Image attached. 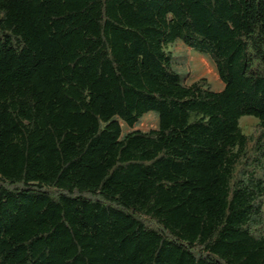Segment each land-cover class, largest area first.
I'll list each match as a JSON object with an SVG mask.
<instances>
[{
	"label": "trees",
	"instance_id": "16d2710c",
	"mask_svg": "<svg viewBox=\"0 0 264 264\" xmlns=\"http://www.w3.org/2000/svg\"><path fill=\"white\" fill-rule=\"evenodd\" d=\"M0 264H264V0H0Z\"/></svg>",
	"mask_w": 264,
	"mask_h": 264
},
{
	"label": "rangeland",
	"instance_id": "374dc122",
	"mask_svg": "<svg viewBox=\"0 0 264 264\" xmlns=\"http://www.w3.org/2000/svg\"><path fill=\"white\" fill-rule=\"evenodd\" d=\"M177 41H179L181 43V45L190 49L194 56H200V57L204 58L207 62L209 69H210V70H208V73H206V74H199L198 76H196L192 80H187V76L190 75V73H191L190 68H189V66L185 65L181 60L182 58L180 56H182V52H180V46H175L174 45L175 43H173L167 47V50L171 51V53L173 55V59H172L173 68L180 74V76L182 78L181 80L185 81V83L184 82H182V83L187 86V85L191 84L192 82H194L200 78H207V80L209 81V85H210L212 90H216V91L221 90L224 86V83L221 80L219 73H218V70H217V67H216L215 63L213 62V60L211 59V57L209 56V54L203 50L194 49V48L186 45L181 39H178ZM191 66L193 67V69L195 68L194 70H196L198 73L204 72L207 70V66L200 65L196 61L191 63ZM98 98L105 99L103 96H99ZM108 103H109L108 101L105 102L106 105H108ZM96 112L100 116L103 126L105 128H108V129L113 131V133H114L113 137H111L109 139L110 143H104L103 142V143H100L95 148L94 156H93L91 164L80 165L78 167L79 169L77 170V174L80 175V178L78 179V181L75 185H73V186L69 185L70 181L68 178L73 173L72 172L70 175H68L64 178H61L59 180V182H58L59 188H74V187H77L80 189L95 188L98 184L100 177L105 173V171L107 169L109 157L112 154L116 144L121 139H123L124 137H126V136H128L134 132L144 131V130H140L139 128L142 125H144V122H146V120H148V119H151L152 123L156 124L155 126L152 125L153 127L151 126L149 129L157 128L158 124H159L158 123L159 114L156 111H152L151 116H148L145 118L142 117L136 123V125L134 127L127 125L123 120H121L117 116V114H116V117H117L116 121L110 119L109 117H107L104 114L101 105L98 106V111H96ZM154 114H156L157 116L156 115L153 116ZM258 123H259V120L254 116H244V117H242V119L240 121L242 130L246 134H251ZM122 128H124V129H122ZM142 129H144V128H142ZM149 129H147V130H149ZM123 131L126 132V135L121 137V134L123 133ZM94 169H98V170H100V172L97 176V179L94 181H91V180H89V178L86 177V174L89 173L91 170H94Z\"/></svg>",
	"mask_w": 264,
	"mask_h": 264
},
{
	"label": "crops",
	"instance_id": "0c3cea01",
	"mask_svg": "<svg viewBox=\"0 0 264 264\" xmlns=\"http://www.w3.org/2000/svg\"><path fill=\"white\" fill-rule=\"evenodd\" d=\"M147 114H149L148 116H151L152 112H149V113H147ZM147 114H146V115H147ZM155 115H156V114H154L153 116H155ZM156 116H157V115H156ZM152 125L155 126L156 124H153V123H152V124H150V127H151ZM153 126H152V127H153ZM135 128H136V127H135ZM135 128H134V129H135ZM142 128H144L143 125H142L139 129H140V130H144V131H147V129H149V128H147V129H142ZM135 130H136V129H135Z\"/></svg>",
	"mask_w": 264,
	"mask_h": 264
}]
</instances>
